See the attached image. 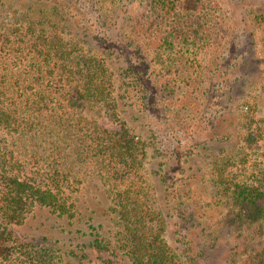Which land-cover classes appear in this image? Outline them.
<instances>
[{
    "label": "rangeland",
    "instance_id": "1",
    "mask_svg": "<svg viewBox=\"0 0 264 264\" xmlns=\"http://www.w3.org/2000/svg\"><path fill=\"white\" fill-rule=\"evenodd\" d=\"M44 1L0 0V33L8 34L0 40L6 43L0 49V76L8 81L23 76L22 67L14 62V50L20 52L24 45L10 31L24 33L42 11L50 17ZM73 1L85 6L90 23L82 28L72 18H56L59 32L65 39L84 42L81 54L104 62L120 110L111 120L114 130L122 131L125 125L129 136L146 144L140 167L118 169L117 178L111 179L112 162L104 161L99 169V160L77 157L69 139L71 153L62 165L74 178L69 189L84 220L91 217L87 223L94 226L95 234L114 245V238L122 235V222L113 193L126 190L130 205L148 206L149 227L161 222L160 237L172 251H182L176 241L181 238L196 264H243L241 251L248 243L244 245L231 220L227 190L232 183L252 181L264 171V0H218L225 24L220 39L168 49L158 39L152 40L159 32L145 25L140 0H101L99 14L106 20L99 19L105 22L102 26L97 6L89 0ZM109 40L127 51L112 49L116 47ZM138 73L144 75L145 92L135 83ZM67 115L84 131L108 121L100 117L102 112L98 115L80 107L67 108L61 118ZM214 115L217 119L211 127L207 123ZM19 134L0 132L1 152H13L27 172L42 170L45 162L39 159L50 156L42 144L45 139L34 142ZM65 227L46 209L34 208L21 225L8 230L18 242L58 260L71 236ZM80 229L79 244L89 242L84 234L92 230L84 224ZM252 229L257 231L252 245L257 246L261 234ZM70 248L76 250L75 245ZM16 264L25 263L21 259ZM112 264L129 262L117 254Z\"/></svg>",
    "mask_w": 264,
    "mask_h": 264
},
{
    "label": "trees",
    "instance_id": "2",
    "mask_svg": "<svg viewBox=\"0 0 264 264\" xmlns=\"http://www.w3.org/2000/svg\"><path fill=\"white\" fill-rule=\"evenodd\" d=\"M89 1L97 6L98 20L106 21L105 16L99 14L103 2ZM44 2L48 4L45 10L50 11V17L42 11L36 22L28 23L24 33L10 31L24 45L22 51L14 50V62L22 67L23 76H12L11 81L0 76V132H20L19 136H29L40 143L41 137L46 141L42 144L48 147L50 156L39 159L45 162L42 170L27 172L13 152L0 150V264H16V260L20 263L21 259L25 264H112L117 254L129 264H196V257L190 254L188 244L181 238L176 240L182 246L177 254L160 237L161 222L154 228L146 224L150 219L148 206L144 202L130 205L126 190L113 193V201L119 208L118 219L122 222V235L114 238V245L95 234L94 226L87 223L91 217L84 220L79 201L69 189L74 178L71 181L68 170L62 165L71 153L69 139L76 146L77 157L99 160V169L104 161L112 162L108 166L111 179L117 178L118 169L126 172L139 168L140 158L146 154V144L129 136L125 125L122 131L114 130L111 120L119 113V106L118 98L113 96L108 69L102 60L81 54L84 42L65 39L57 28L56 18L62 17L74 19L82 28L88 27L89 13L85 6H78L73 0ZM139 6L145 25L147 22L159 32L152 40L158 39L164 49L173 45L189 47L211 43L225 33L218 0H140ZM99 21L101 26L105 23ZM45 27L50 31L48 34ZM7 35L0 33V40L4 36L7 39ZM26 36L27 41L24 40ZM109 43L116 47L114 40ZM0 44L3 49L6 43L3 40ZM8 67L11 70L12 64ZM140 74L136 75L135 83L145 92L144 75ZM77 107L98 115L102 112L100 117L108 121L93 126V131H84L73 123L71 116L67 115L65 120L61 118L67 108L70 111ZM216 119L214 115L206 123L213 127ZM162 182L165 184L166 179ZM227 191L231 220L244 239V245L248 243L241 251L243 264H264V171H259V176L252 181L232 183ZM34 208L46 209L64 222L71 235L69 245L65 246L67 249L58 254V260L36 251L29 243L18 242L9 233L8 228L21 225ZM82 224L92 231L84 234L90 241L79 244L83 239ZM252 228L261 234L257 246L252 245L257 235ZM73 245L76 250L70 248ZM105 253L106 258L103 257Z\"/></svg>",
    "mask_w": 264,
    "mask_h": 264
}]
</instances>
